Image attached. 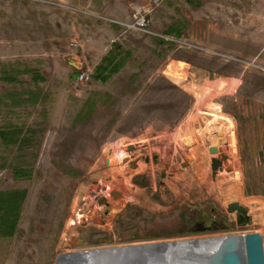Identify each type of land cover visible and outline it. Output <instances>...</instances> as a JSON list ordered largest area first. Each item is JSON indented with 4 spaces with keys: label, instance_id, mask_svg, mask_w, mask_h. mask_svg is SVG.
<instances>
[{
    "label": "rangeland",
    "instance_id": "1",
    "mask_svg": "<svg viewBox=\"0 0 264 264\" xmlns=\"http://www.w3.org/2000/svg\"><path fill=\"white\" fill-rule=\"evenodd\" d=\"M79 1L64 11L83 20L81 44L56 61L23 58L11 26L18 11L5 15L7 4L40 2L0 0V130L19 136L8 144L0 138V191L26 192L13 236L0 238V264H55L63 253L249 233L261 234L264 254V0H128V9L147 8L154 34L173 29L186 44L111 26L101 52L97 27L109 24L90 0ZM112 49L117 70L95 78ZM74 54L80 64L69 63ZM81 70L87 81L73 77ZM2 72L16 81L1 80ZM26 92L37 94L32 102L7 97ZM221 154L227 159L213 178L211 159ZM14 168L31 176L15 178ZM161 171L168 188L159 186ZM231 202L245 208L243 222L227 210ZM187 206L196 215L214 209L223 223L182 231Z\"/></svg>",
    "mask_w": 264,
    "mask_h": 264
},
{
    "label": "water",
    "instance_id": "2",
    "mask_svg": "<svg viewBox=\"0 0 264 264\" xmlns=\"http://www.w3.org/2000/svg\"><path fill=\"white\" fill-rule=\"evenodd\" d=\"M192 144L193 142H189L185 145V153L187 147ZM128 150H133V147H129ZM209 152L217 154L218 147L210 146ZM156 158L154 155L153 160ZM226 159L225 154H221L220 158L211 159L213 175L223 171V161ZM145 161H148V158ZM188 163L189 158L184 156L181 167H186ZM165 167L167 168L168 164H165ZM226 170L229 171V168ZM111 194L114 198L121 196L116 191H112ZM227 210L245 212V208L237 202L229 203ZM55 264H264L263 241L260 233L230 234L220 238L206 254H201L197 247L191 244L184 245L181 249L171 244L149 243L103 251L83 250L60 254Z\"/></svg>",
    "mask_w": 264,
    "mask_h": 264
},
{
    "label": "crops",
    "instance_id": "3",
    "mask_svg": "<svg viewBox=\"0 0 264 264\" xmlns=\"http://www.w3.org/2000/svg\"><path fill=\"white\" fill-rule=\"evenodd\" d=\"M49 2H40V4H25L18 2L17 8L10 7L7 4L6 16L14 14L20 17V20L16 23H11L12 29L15 34L17 29L19 31L16 36L18 38H14L15 41L14 46L19 47V53L24 54L23 58L28 60L32 59H43L40 54L51 55L56 61L60 60V53H67L69 45L74 46L76 49L77 45L81 44V41L78 39L83 36L85 31V25L83 20L79 18L77 15H68L64 9L65 6H74V2L76 1L78 4L79 0H47ZM79 1V2H78ZM128 0H101L95 1L90 0L91 6L96 9L97 19H101L102 23L108 22L107 18H116V19H124L125 16H129V10L127 8ZM38 2V1H37ZM42 3V4H41ZM5 16V17H6ZM128 16L126 18H128ZM6 23V20H4ZM18 23V24H17ZM7 24V23H6ZM106 24V23H105ZM109 26H98V31H101L99 34L98 41H95L97 44L98 52L103 50L105 43L107 41V37L103 35L107 33V36L111 38L113 37L114 30L108 22ZM8 28V27H6ZM12 35V34H11ZM172 37H178L175 35H169ZM234 37L235 36H231ZM96 39V38H94ZM12 40V42H13ZM4 47L6 50V43L8 40L5 38ZM14 44V42H13ZM76 44V46L74 45ZM72 50V49H71ZM229 50V49H228ZM232 51H235L231 49ZM18 53V52H16ZM74 53V52H73ZM37 54L36 58L34 55ZM105 54H102V57ZM101 57V58H102ZM74 60H69L75 62V64H80V58L74 54ZM34 69V68H32ZM75 78V72L73 74Z\"/></svg>",
    "mask_w": 264,
    "mask_h": 264
},
{
    "label": "trees",
    "instance_id": "4",
    "mask_svg": "<svg viewBox=\"0 0 264 264\" xmlns=\"http://www.w3.org/2000/svg\"><path fill=\"white\" fill-rule=\"evenodd\" d=\"M190 3L192 0H188ZM173 29L168 30L165 32L169 35H175L179 37L178 33H175ZM155 40L158 43H167L164 39L159 37H155ZM115 55L113 49L102 59L100 65L95 68V75L94 77L100 80H106L112 73L117 70V66L115 63ZM26 72H29L33 76V80H42L43 78L39 76V73L32 69L27 68ZM105 72V73H104ZM104 73V74H103ZM79 71H75V78H77ZM1 80L6 82L16 81L14 76H11L9 72H2ZM26 96L22 98L19 94H10L8 95V99L11 100L12 104L20 105L22 103H29L32 102V96L34 93L26 92L24 93ZM31 99V100H30ZM19 101V103L16 102ZM15 137V138H14ZM19 136L13 133L6 132L4 130H0V138L3 140L5 144L16 143L18 142ZM11 138L13 140H11ZM8 140V141H7ZM13 174L15 178H28L31 176V171L23 170L21 168H14ZM26 196L25 190L22 189H11L0 191V238H9L13 236L17 222L19 219L20 211L22 204L24 202Z\"/></svg>",
    "mask_w": 264,
    "mask_h": 264
},
{
    "label": "built area",
    "instance_id": "5",
    "mask_svg": "<svg viewBox=\"0 0 264 264\" xmlns=\"http://www.w3.org/2000/svg\"><path fill=\"white\" fill-rule=\"evenodd\" d=\"M38 2H49L47 0H35ZM162 0H151L152 5H157ZM65 8H68V6H65ZM73 9V8H71ZM111 25L121 27L125 31H136L143 34H150L154 37H159L161 39H164L169 44L178 45V44H186L184 41L180 40L179 38L168 36V35H156L150 30V20L148 18V11L147 8L143 5H140L138 3H133L130 6V13L128 18L125 20H120L116 18H107L106 19ZM90 78L89 72L85 70L79 71V74L77 76V81H87Z\"/></svg>",
    "mask_w": 264,
    "mask_h": 264
},
{
    "label": "flooded vegetation",
    "instance_id": "6",
    "mask_svg": "<svg viewBox=\"0 0 264 264\" xmlns=\"http://www.w3.org/2000/svg\"><path fill=\"white\" fill-rule=\"evenodd\" d=\"M146 158H148V157H146ZM146 158H144V160ZM146 162H148V161H146ZM154 162H157V158H156V160H154ZM217 173L215 175L212 174L213 178L217 177ZM165 179H167V173H166V171L165 172L161 171L160 172V180L158 181L159 186L164 187V188L165 187L168 188L167 183H165V181H164ZM147 185L148 184L145 185V188H147ZM148 187H149V185H148ZM116 192L120 193L121 196L123 195L122 192H120V191H116ZM168 195L170 197V193ZM187 208L186 209L183 208L182 211L187 212V210H188L189 221H188V223L183 222V224L180 226L182 231H185V232H191V231L195 232L197 230H199V231L209 230L210 231V230L216 228L218 225H221L223 223V218H222L221 214L217 213L214 209H212L210 211V216L209 215L205 216L203 214H199V215L197 214L196 215V213H195L196 210L194 207L187 206ZM244 220H245V212L244 213L237 212V221L243 222Z\"/></svg>",
    "mask_w": 264,
    "mask_h": 264
},
{
    "label": "bare ground",
    "instance_id": "7",
    "mask_svg": "<svg viewBox=\"0 0 264 264\" xmlns=\"http://www.w3.org/2000/svg\"><path fill=\"white\" fill-rule=\"evenodd\" d=\"M226 236V235H224ZM224 236H208V237H199V238H192V239H180L175 241H169V242H155L150 244H171L175 245V248L181 249L184 245L191 244L193 246H196L198 251L201 254H206L207 252L211 251V249L216 245L217 241L224 237ZM120 247H107L97 250H88V252L91 251H103L107 249H115Z\"/></svg>",
    "mask_w": 264,
    "mask_h": 264
}]
</instances>
